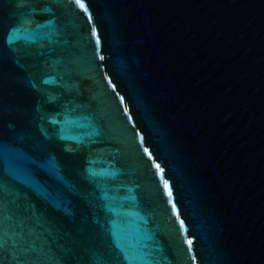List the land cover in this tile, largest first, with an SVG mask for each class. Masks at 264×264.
<instances>
[{
	"label": "water",
	"instance_id": "obj_1",
	"mask_svg": "<svg viewBox=\"0 0 264 264\" xmlns=\"http://www.w3.org/2000/svg\"><path fill=\"white\" fill-rule=\"evenodd\" d=\"M83 2L0 0V264H264V0Z\"/></svg>",
	"mask_w": 264,
	"mask_h": 264
},
{
	"label": "snow or ice",
	"instance_id": "obj_2",
	"mask_svg": "<svg viewBox=\"0 0 264 264\" xmlns=\"http://www.w3.org/2000/svg\"><path fill=\"white\" fill-rule=\"evenodd\" d=\"M77 3L79 4V6L84 9L85 8V4L83 2V0H77ZM165 187H167V185H165ZM169 195H171V193H169ZM189 244H191V241H189Z\"/></svg>",
	"mask_w": 264,
	"mask_h": 264
}]
</instances>
